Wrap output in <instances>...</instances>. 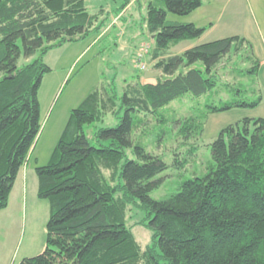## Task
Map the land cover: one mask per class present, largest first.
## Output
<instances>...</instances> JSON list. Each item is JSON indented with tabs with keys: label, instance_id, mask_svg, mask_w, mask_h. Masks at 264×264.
Masks as SVG:
<instances>
[{
	"label": "trees",
	"instance_id": "1",
	"mask_svg": "<svg viewBox=\"0 0 264 264\" xmlns=\"http://www.w3.org/2000/svg\"><path fill=\"white\" fill-rule=\"evenodd\" d=\"M202 5L203 0H148L144 22L153 41L151 70L158 76L145 81L142 69L120 92L108 82L72 109L48 163L35 168L37 195L49 203L45 248L18 264H264V117L246 116L221 129L206 172L183 180L164 199L151 192L161 185L155 176L168 163L133 140L149 116L168 122L161 111L173 100L213 93L220 69L233 56L247 64L240 68L235 60L249 84H224L235 98L180 121L179 134L193 138L208 114L261 103L260 60L247 38L231 36L171 53L207 27L169 15L182 18ZM106 18L103 9L91 13L86 0H0V211L8 207L41 132L38 95L51 71L44 56L91 32L101 34ZM108 113L120 123L89 136L86 126ZM128 149L136 158L128 157ZM185 165L175 158L174 166ZM130 205L143 211L142 224L153 233L146 249L127 225Z\"/></svg>",
	"mask_w": 264,
	"mask_h": 264
},
{
	"label": "rangeland",
	"instance_id": "2",
	"mask_svg": "<svg viewBox=\"0 0 264 264\" xmlns=\"http://www.w3.org/2000/svg\"><path fill=\"white\" fill-rule=\"evenodd\" d=\"M127 1L86 0L91 13L103 9L107 16L101 34L91 32L85 38L53 47L44 56L51 71L45 74L38 95L42 128L27 161V188L22 192L20 185L22 193H19L16 185L10 206L0 215V264H18L23 258L38 255L45 248L49 203L38 197L32 179L36 166L48 163L72 109L79 106L91 91L108 82L116 84L120 92L125 80L141 72L143 64L147 70H151L149 51L138 61V54L143 52L145 44L152 46L153 43L144 22L148 0H134L131 7L120 10ZM207 8L208 6L204 7L205 10ZM174 18L179 19L181 16L171 13L169 19ZM131 37H134L133 43L130 41ZM120 43L133 48L127 49ZM235 60L239 62L240 68L246 67L247 64L242 63L240 57L233 56L220 69L222 79L213 93L202 96L187 93L162 109L161 112L169 118L168 122L163 116L151 115L150 122L135 131L134 143L145 145L147 151L160 156L169 165L155 176L162 183L151 192L153 198L164 199L178 191L183 180L205 173L212 162L211 144L217 139L221 129L236 123L251 111L254 113L264 108H233L210 113L201 133L193 138H188L190 134H179L180 121L200 117L208 104L222 105L224 101L235 98V91L224 84L242 81L249 84L250 77L245 78L239 74ZM122 114L123 112L120 115ZM119 123V117L108 113L102 121L86 126V132L91 136L99 128L115 127ZM128 157L136 158L132 149H128ZM175 158L185 159L186 165L177 168L174 166ZM143 220V211L130 205L127 209V225L141 247L146 249L152 243L153 233L143 226Z\"/></svg>",
	"mask_w": 264,
	"mask_h": 264
},
{
	"label": "crops",
	"instance_id": "3",
	"mask_svg": "<svg viewBox=\"0 0 264 264\" xmlns=\"http://www.w3.org/2000/svg\"><path fill=\"white\" fill-rule=\"evenodd\" d=\"M207 1H209L208 5L206 4ZM133 3L134 0L130 1L127 8L131 7ZM207 6L208 8L205 10L204 7ZM179 20L193 22L197 26H206L207 29L199 38L183 40L173 46L171 49L173 54H179L200 44L231 36H243L251 42L255 55L261 60L256 87L261 92L262 101L256 109L264 107V0H203V5L200 8L185 17L179 18ZM133 40L134 37H131V43L134 42ZM120 45L127 49L133 48L126 43H120ZM144 80L146 81L148 78L145 77ZM150 80L153 81L154 79L151 78ZM247 116L264 117V108L262 111L258 110L254 113L251 111ZM28 168L27 163V167L20 169L10 194L8 207L12 202V193H14L16 185L17 189L20 190L19 193L21 186L22 192L27 188ZM35 175L36 173L32 181L38 191V178ZM5 211L4 209L1 210L0 215Z\"/></svg>",
	"mask_w": 264,
	"mask_h": 264
},
{
	"label": "built area",
	"instance_id": "4",
	"mask_svg": "<svg viewBox=\"0 0 264 264\" xmlns=\"http://www.w3.org/2000/svg\"><path fill=\"white\" fill-rule=\"evenodd\" d=\"M144 45V44H143ZM150 48H151V46H150V44H145V46L143 47V52L140 54H138V61L140 62L142 59H143V56L148 52V51H150ZM145 53V54H144ZM144 54V55H143ZM141 68L143 69V70H147V67H146V65H141Z\"/></svg>",
	"mask_w": 264,
	"mask_h": 264
},
{
	"label": "water",
	"instance_id": "5",
	"mask_svg": "<svg viewBox=\"0 0 264 264\" xmlns=\"http://www.w3.org/2000/svg\"><path fill=\"white\" fill-rule=\"evenodd\" d=\"M145 76L147 78H149V77H156V76H158V73L157 72H154L152 70H147L146 73H145Z\"/></svg>",
	"mask_w": 264,
	"mask_h": 264
}]
</instances>
